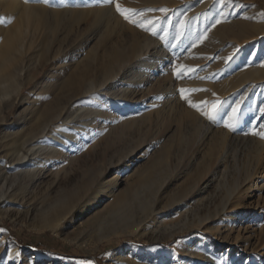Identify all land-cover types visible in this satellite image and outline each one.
<instances>
[{
  "label": "bare ground",
  "instance_id": "bare-ground-1",
  "mask_svg": "<svg viewBox=\"0 0 264 264\" xmlns=\"http://www.w3.org/2000/svg\"><path fill=\"white\" fill-rule=\"evenodd\" d=\"M57 1L62 2L61 0ZM185 1L187 2L188 0H180V2ZM7 2L8 0H0V123L6 120L5 112L9 111L17 103L21 105L24 113L18 117L14 131L2 138L5 141L2 159H5L8 164H5V166V161L3 164H0V179L4 177L5 170L14 171L15 179L8 186L5 184L6 186L4 185L0 191V211L21 214L24 218H29L35 223L38 221L36 225L34 224V227L38 231L50 230L55 234H60L68 228H74L82 225V223H86L89 225V228L98 231V235L90 242L93 249L98 248L100 243L109 240L114 235L133 231L139 235L147 234L148 227L152 228V234L160 233V237L167 239L173 237L178 232L207 230L214 220L221 219V217V220L224 218L223 221H226L228 226L232 227L231 230L241 219L248 221L249 214L239 213L234 209L238 205V202L241 203L239 197L243 194L242 185L234 184V182L239 170L247 165L249 166V177L252 172L256 176L257 172H255L256 170L253 171L251 160L248 159L250 157L247 156L248 153L245 155L243 151L236 149L239 138H236L238 140H235V138L230 140L228 129L226 133L223 132V139L219 143L216 141L218 145L216 144L215 151L208 149L210 152L208 160L205 158L207 161L204 163L206 166L205 171L198 175L197 181L182 196L180 195L181 197L179 196L178 200L176 198V200L174 199V201H171V203L164 207L168 211L166 210L167 212L163 213L162 216L158 215V207L163 202L162 192L174 182L179 174V170H181L180 165H182V162L186 161V165L190 168L195 165V158L189 153L190 145H192V148H194L193 144L196 145L194 140L197 135L194 130L193 133L191 132V135H187V137L190 136L188 137L190 140H188V144L186 143L185 148L180 149L178 152L176 151L178 163L175 168L162 171L166 175L164 176L165 180L159 186L158 192L152 193L148 197L145 196L146 198L143 197L141 199L139 197L140 200L138 202L134 200L133 204L125 197L131 189L129 186H126V181L122 182V179L134 167L136 149H132L127 143L130 137L128 131L133 127L130 125V122H126L127 124L123 130L118 132L115 138L111 137L114 131L113 121L116 120L112 112L113 105L122 100L133 103L137 96L146 95L144 93L148 87L145 88V86L150 84L158 69L164 68L166 60L164 57L166 50L159 51L158 41L149 38L139 41L140 37L134 35L120 38L117 37L118 32L113 28V25L110 26V23L106 24L103 27L104 31L101 30L103 31L102 38L97 41L96 46L92 49L95 54L91 62L87 63L84 60H80V55L84 49L94 40L88 36L90 38L87 41L78 42L74 46L73 51H71L70 61H75L78 70L64 79L58 88L59 92L56 96L49 102L44 103L42 99L43 95L40 96L38 90L43 86V93H47L49 86L48 83L44 84L42 82L38 83L37 87L33 90L35 98L31 100L30 97L23 95V91L36 79L33 71L37 70L38 66H44L42 62L34 66L33 69H29L24 60L32 51L34 54L40 53L39 57H42L41 48H37L38 45H34L36 36L49 34L52 37L49 51L54 53V57L65 56L67 54L66 46L62 45V43L57 47L54 46L58 40L57 33L63 30H68L69 33V30L71 32L74 28L80 30L81 22L86 21L88 18H91L94 23L99 22L103 20L106 14L103 9H73L71 8L72 3H68L65 6L62 5L63 7L59 6V9L58 4L52 7H38L37 5L28 3V1L25 2V0H15L14 4L11 5ZM176 4L170 3L169 0H144V5L146 6H163V9ZM187 9L184 8L181 11H177L178 13H175V16L187 11ZM191 13H194V11H191L187 15L189 16ZM13 21V25L12 23L9 24ZM249 21L242 20L234 24L223 25L214 30L211 35L214 39L224 43L228 39L236 40L232 50L234 54L239 48L244 49L240 56H244L248 51H252L249 57L242 58V72L236 76V79L232 80L233 82L230 86L226 87L220 96L221 100L219 99L221 104H224L228 100L229 96L227 95L232 91L246 90L245 96L242 97L240 103L237 104L238 107L235 108L237 109L236 111L240 110L242 102L248 97L246 95H248L251 88L260 81H264V50L262 52L263 55L258 56V49L264 46V31H259V33H254L253 35V32L261 30L262 25L261 22ZM7 24L8 28H6ZM28 34H32L35 37V41L25 46L24 37ZM253 43L255 44L252 45ZM152 50H155V52L153 51L154 54L151 58L149 56ZM47 53L49 54V52ZM55 66L54 64L53 69L56 68ZM62 69L63 67H61ZM50 75L51 71L47 74L46 78H51ZM85 98H91L93 105L81 107L77 104L80 99ZM181 99L169 97L166 104L168 109L171 108L173 110L170 112H173L175 121H182L191 128L193 124L197 125L196 117L194 118L193 113L186 109L187 106L186 108L184 107V103H178ZM206 99H208L207 102L209 104L214 102L211 95L206 97ZM190 108L194 110L192 109L193 107ZM169 115H167V112L159 115L161 124L169 125ZM201 117L203 118L198 120V128H200V134L202 135L200 141L203 142L212 134L215 123H212L206 117L204 118V115ZM148 124L149 128L150 123L148 122ZM148 130L150 131V129ZM172 133L174 135V132ZM102 137L106 139V145L109 147L123 145L121 153H124V155L120 158L117 166L111 163L105 164L98 169L97 175H91L88 180L83 181L79 186L78 183H74L73 166L75 161L70 157L69 151L76 152L85 142H92ZM167 139H165V142H168ZM258 143L257 155L264 151V141ZM134 145L136 146V144ZM169 147L172 148V146H168V149ZM219 165H222L224 168L220 181L222 179L234 181L231 185L232 188L225 195L221 193L217 195V192L214 195H206L207 187H203L206 174L213 166ZM253 174L252 176H254ZM51 175L53 176L52 181L44 185V181ZM249 177L247 179L251 178ZM250 181H252V178ZM125 186V190H121ZM252 188L251 185L250 189ZM260 190H264V184ZM135 203H138L137 209L139 214H141L140 217L136 218L137 221L126 226L119 225L120 222H123L122 219L118 223L115 221V224L110 222L113 217H117L118 213H120L119 210L123 208H125L124 211L128 210V206L130 207V204L134 206ZM253 221H249V223L252 224ZM206 230L204 231L206 232ZM80 241L86 242L85 240ZM202 243H207L204 237L200 238V243L198 242L195 248L185 246L183 253L186 260L177 264H202L205 260L207 264H231L229 256L224 254L219 255L218 259L203 258L199 250V245ZM209 246L213 248L212 244ZM8 248V251L0 257V264H11L18 260L17 257H21L18 250ZM134 251L135 249L131 248L128 253L130 255L133 253L134 257ZM155 252V250L140 251L134 258L128 256L127 259L123 260H126L125 264H166L167 257Z\"/></svg>",
  "mask_w": 264,
  "mask_h": 264
},
{
  "label": "rangeland",
  "instance_id": "rangeland-1",
  "mask_svg": "<svg viewBox=\"0 0 264 264\" xmlns=\"http://www.w3.org/2000/svg\"><path fill=\"white\" fill-rule=\"evenodd\" d=\"M14 1L15 0H8L7 3L11 5L14 4ZM27 1L38 7H52L58 4L59 9L68 3H72L71 8L73 9H103L106 14L103 17V20L99 22L94 23L91 18L81 22L80 30L74 28L71 32L69 30V33L68 30H63L62 32L57 33L58 40L55 42L54 46L57 47L60 43L66 46L67 54L65 56L60 55L54 57V53L49 51L52 39L49 34L38 37L36 36V41L32 34H28L24 37L25 46H28L32 41H35L34 45H38L37 48H41L42 53L41 58L39 57L40 53L34 54L33 51L27 55L24 59L27 63V67L33 69L34 66L39 63H44V66H38L37 70L33 71V75L36 76V79L23 91V95L30 97L31 100L35 98L33 90L37 87L38 83L42 82H44V84L48 83L49 86L47 93H43V86L38 90V94L40 96L43 95L42 99L44 101H42L44 103L49 102L56 96L59 92L58 88L64 79L78 70L75 61H70L71 51H73L74 46L78 42H85L90 37L94 40L90 39L93 41H91L90 45L84 49L80 55V60H84L87 63L91 62L95 54L92 49L96 46L97 41L102 38L101 36H103L102 33L104 31L103 27L106 24L110 23V26L113 25V28L118 32V36L116 35L117 37L124 38L134 35L140 37L139 41H143V39L146 38L155 39L159 42V51L166 50V53L164 54L166 59L164 68L158 69L157 74L152 78L150 84L145 86V88L148 87L144 93L146 95L137 96L133 103H128L122 100L113 105L112 112L115 115L116 120L113 121L114 131L111 137L115 138L117 133L123 130L127 124L126 122H130V125L133 126L130 129L131 131H128L130 136L128 140L130 142L128 141L127 143L132 149H136V159L131 172L124 175V180L122 179V182L126 181V186H129L131 189L130 192L125 195L129 202H132L131 204H133L134 200H137L138 202L140 198H146L152 193L159 191V186L163 180H165L164 176L166 175L165 173L163 174L162 171L175 168L178 163L177 152L180 149L185 148L188 144V140H190V138H188L190 136L187 137V135H191L194 131L197 135V137L195 135L196 138L194 140L196 145L193 144L194 148L190 145V151H188L191 153V156L195 158V165L194 167L192 166L193 168H190L186 165V161L181 163V170H179L178 174L179 177L177 176L174 182L162 192L163 202L158 207L159 216H162L163 213L168 211V209L164 208L167 204L174 201V199L176 200V198L178 200L197 181L198 175L205 171L206 166L204 163L207 162L206 159L208 160L209 152L215 151L218 145L217 143L223 139L222 134L223 132L226 133L227 129L229 131L230 140L232 138L238 140L236 138H239L240 141H237L236 146L238 147H236V149H240L239 151H243L245 155L248 153L247 156L250 157L248 159L251 160L253 171L256 170L255 172L257 173L255 176L253 174L254 172H252L254 176H252V174L250 175L252 178V181H250L251 178L248 173L249 166L247 165L239 170L235 182L223 179L220 181L222 177L221 173L224 168L222 165H219L213 166V168L206 174L203 182V187H207L206 195H214L216 192L217 195H219V193L225 195L232 188L231 185L233 182L237 185L241 184L243 187V194L239 197L241 203L238 202V205L234 209L239 213L249 214V219L248 221L241 219L235 227L233 226V230H231L232 227H229L226 221H223L224 218L221 220V217V219H216L209 225V228L207 229L208 231L204 229L206 232L204 230L178 232L171 238L163 239L160 237V233L152 234V228L148 227L147 234L139 235L133 231L130 233L114 235L109 240L100 243L98 248L93 249L90 242L98 235V231L89 228V225L86 223H82V225L74 228H68L60 234H55L50 230L38 231L34 227V224L36 225L38 221L35 223L29 218H24L21 214L0 211V229H3V231H0V257H2V255L8 251V247H10L13 250H18L21 254V257H17L18 260L11 264H125L126 260L123 259H127L128 256L133 257V253L131 255L128 253L132 248L135 249L134 257L135 255H138L140 251L155 250L157 253L167 257L166 264H177L186 260L183 253L185 246L195 248L198 242L200 243V238L204 237L207 243L199 245V250L201 256L203 255V258L210 257L218 259L219 255L224 254L229 256L231 264H264V190H260L264 184V151H261L263 154L259 153V155H257V148L259 147L258 142L264 141V138H261L260 135L256 134L264 133V81L255 84L249 91L248 95H246L248 97L245 98L240 110L237 111L239 113V119L234 130L225 127L224 124L225 122H228L229 117L234 114L233 109L238 107L237 104H239L242 97L245 96L246 90H237L238 92L232 91L227 95L229 96L228 100L219 106L220 113L217 117V121L214 122L215 125H213L215 128L213 129L212 134L204 140L205 142L200 141L202 135L200 134V128H198V120L202 119L203 117L201 116L203 115L197 108L193 107L192 109L194 110H191L190 107L192 106L187 102L188 100H191L193 103L200 104L204 99L205 101H208L206 97L210 95L213 96V103L217 101V98L218 100H221L220 96L223 91L226 87L230 86L233 82L232 80L236 79V76L242 72L243 59L249 57L252 51H248L244 56H240L244 49L239 48L237 49L238 52L236 51L234 54L232 50L236 40L228 39L224 43L220 40L214 39L211 35L214 30L223 25L234 24L242 20L261 22L263 29L261 28V30L253 32V35L254 33H259V31L263 32V0H188V3L186 1V3L180 2V0H169L170 3L177 4L170 5V9L164 8L167 9V11H160L159 8L163 9V6H146L144 5V0H112V2H109V0H61L62 4L57 0H47V2H45V0ZM117 3H119L122 8L133 9L142 13V15L131 16V19L137 21H152L151 25H148L147 23L145 24V27L150 30H145V28L138 26V24H134L130 22V20L125 19L124 15L117 10ZM184 8L189 9L175 16V13H178L177 11H181ZM191 11H194V13H191L188 16L187 14ZM11 23L13 25L14 21L9 24ZM6 26V28H8V24ZM153 32L156 34L153 35ZM254 44L255 43L252 45ZM263 50L264 46L258 49V56L263 55ZM153 51L155 52V50H152L149 56L151 58L154 54ZM47 52H49V54L51 53V55ZM54 64L56 65V68L53 69ZM61 67H63L62 70ZM186 69H192L193 71H185ZM50 71L51 78H46ZM178 72L181 74L179 77L177 76ZM181 89H196L197 91H185V93L182 94ZM184 96H187L188 99H185ZM169 97L178 99L182 98L178 103H184L185 108L187 106L186 109L193 113L194 118L196 117L197 125L193 124L191 128H189L186 123L175 121L173 112H170L173 110L171 108L168 109L166 104ZM77 104L81 107L92 106L93 100L91 98L80 99ZM201 107L203 108L205 105L201 104ZM163 112H167V115L170 113L171 115L168 116L170 117L169 125H163L159 121V115ZM23 113V108L17 103L9 111L5 112L6 120L0 123V164H3L4 161V165L8 164L5 159H2V156H4L3 151L5 142L2 138L14 131V127L18 122V117L22 116ZM155 114L158 115L157 118ZM143 116H146L147 118ZM150 116L152 117L151 119ZM132 120L135 121L132 122ZM148 122L152 128H148ZM148 129H150V131ZM172 132H174V135ZM184 136H186V138H184ZM181 138L184 139L182 140ZM165 139H167L168 142H165ZM97 140L88 143L85 142L76 150V152L69 151L70 157L77 162H74L73 176L75 178L74 183H78L79 186L83 181L85 182V180H88L91 175H97L98 169L105 164L111 163L117 166L120 162V158L124 155V153H121L124 147L123 145L109 147L106 145L105 138L102 137ZM140 141L141 143H139ZM170 142L173 144L171 145ZM210 142H212V144H210ZM134 144H136V146ZM168 146H172V148L169 147L168 149ZM243 147L244 149H242ZM258 160H261V162L259 163ZM219 168L221 169L220 171ZM14 175V171L5 170L4 177L0 179V191L5 184L8 186L10 182L15 179ZM247 176L250 179H247ZM52 177V175L49 176L44 181V185L52 181ZM244 177L245 179H243ZM128 178L129 180H127ZM251 185L253 187L252 189H250ZM126 186L122 187L121 190H125ZM136 195L138 196L137 198ZM131 204L130 207L128 206L129 211H124L125 208L119 210L120 213H118L117 217H113L110 222L115 224V221L118 223V221H121L122 219L124 223L120 222L119 225L126 226L127 224L129 225L137 221L136 218L141 216L137 209L138 203H135L134 206ZM163 208L164 210H162ZM127 216L129 217L127 218ZM130 217L132 218L129 219ZM252 220L254 221L250 224L249 221ZM80 240H85L86 242H81ZM210 244L213 245V248L209 246ZM202 264H207V261L205 260Z\"/></svg>",
  "mask_w": 264,
  "mask_h": 264
},
{
  "label": "snow or ice",
  "instance_id": "snow-or-ice-1",
  "mask_svg": "<svg viewBox=\"0 0 264 264\" xmlns=\"http://www.w3.org/2000/svg\"><path fill=\"white\" fill-rule=\"evenodd\" d=\"M27 2V0H25ZM47 2V0H45ZM109 2H112V0H109ZM116 8L118 11L121 12V14L124 15L125 19L130 20V22L134 24H138V26L145 28V30H150L149 28L145 27V24L147 23L148 25L152 24V21H137L135 19H131V16H137V15H142V13L137 12V10L133 9H127V8H122L119 3L116 4ZM160 11H167V9H160ZM156 33L153 32V35ZM185 71H193L192 69H186ZM181 74L178 72L177 76L179 77ZM185 91L192 92V91H197L196 89H191V90H184L181 89V93H185ZM201 91H207V90H201ZM185 99H188L187 96H184ZM190 106L197 108L199 111H201V114L204 115L209 121L216 122L217 117L220 113V104L221 102L217 100L215 103L209 104L207 101H202L200 104L193 103L191 100H188ZM201 104L205 105V107H201ZM233 115L229 117V121L225 122L224 126L228 127L230 129H235L236 123L238 122L239 119V113L233 109ZM261 136V138H264V133H256ZM0 231H3V229H0Z\"/></svg>",
  "mask_w": 264,
  "mask_h": 264
}]
</instances>
